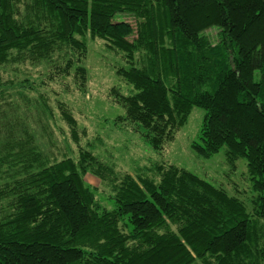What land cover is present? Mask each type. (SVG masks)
Returning <instances> with one entry per match:
<instances>
[{
	"label": "trees",
	"instance_id": "16d2710c",
	"mask_svg": "<svg viewBox=\"0 0 264 264\" xmlns=\"http://www.w3.org/2000/svg\"><path fill=\"white\" fill-rule=\"evenodd\" d=\"M88 35L124 55L118 73L135 91L116 92L119 121L158 151L193 108L205 109L195 153L225 149L231 165L244 158L254 195L243 200L172 163L121 171L92 144L52 160L28 127L16 129L21 107L7 97L30 101L39 86L5 80L2 69L67 53L59 73L75 70L83 87ZM61 111L78 144L77 120ZM5 120L0 264H264V0H0ZM90 173L113 208L100 203Z\"/></svg>",
	"mask_w": 264,
	"mask_h": 264
},
{
	"label": "rangeland",
	"instance_id": "374dc122",
	"mask_svg": "<svg viewBox=\"0 0 264 264\" xmlns=\"http://www.w3.org/2000/svg\"><path fill=\"white\" fill-rule=\"evenodd\" d=\"M123 18L131 20L128 16ZM216 32L215 29L208 31L213 35ZM86 41L88 52L82 64L87 68L88 80L83 87L75 76V70L72 69L69 74L59 73V69L69 59L67 53L56 52L50 63L46 61L33 65L29 62L17 66L7 65L6 71L2 69L5 80L9 78L18 82L30 79L39 86L38 92L28 94L30 101L21 96L15 99L7 97V100L21 107L17 110L21 121L16 129L28 127L29 134L42 144L41 149L52 160H62L67 156L78 158L80 149H89L92 144L98 157L116 164L121 171L135 174L137 167H147L158 162L172 163L196 173L215 186L223 187L229 194L243 200H249L254 195L251 175L244 158L231 165L226 159L225 149L211 158H201L195 153L192 142L198 139L205 109L193 108L188 122L175 132L174 139L163 150L158 151L142 137L136 124L119 121L118 117L125 114V109L116 92L130 95L135 91L118 73L122 66L127 65L124 55L110 48L100 38L88 35ZM26 102L32 108L31 112H26ZM61 106L77 120L81 137L78 144L71 137V129L63 119ZM7 122H0V129L4 133L8 128L3 124ZM19 134L25 136L23 131ZM85 179L96 188L100 203L113 208L114 204L109 199L111 193L103 181L91 173Z\"/></svg>",
	"mask_w": 264,
	"mask_h": 264
}]
</instances>
